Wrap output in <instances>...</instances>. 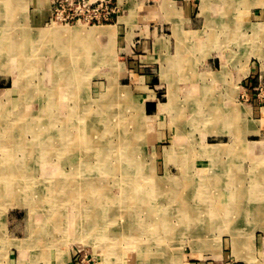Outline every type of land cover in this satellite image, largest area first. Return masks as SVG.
Segmentation results:
<instances>
[{
	"label": "rangeland",
	"instance_id": "1",
	"mask_svg": "<svg viewBox=\"0 0 264 264\" xmlns=\"http://www.w3.org/2000/svg\"><path fill=\"white\" fill-rule=\"evenodd\" d=\"M12 1L14 2L15 0ZM92 1L96 0H21L16 4V6L20 7L17 11L20 10L21 14H17V19L13 18V21L15 20L18 26L15 25V28L13 26L9 28L12 30L14 28L17 32L10 33V30H8V36L4 32L8 29V26L5 25L7 23V16L5 15L7 13L6 10L8 11V6L6 0H0V101L4 103L0 109V264H258L256 253H264L263 247L258 243L261 238H264V219L263 222L256 221V219H253L252 213L246 214L244 211L238 213L237 217L234 216V219L236 218L235 222L227 225L229 228L225 229L222 228L224 225L220 223L182 226L179 224L181 217L174 215L172 216L173 219H170L169 228L158 227L157 229L156 225H154L155 223L151 222V220H157V218L148 217L145 214L146 212H142L141 209L143 207L148 209L151 207V210H155L159 214H162L166 208L172 210V207H174L170 205L172 196L159 193L157 194L158 196H152L151 199L154 200L152 202H149L146 196L142 197L141 195L135 199L140 200L137 201L138 203H132L136 206L135 208H138V216L131 215L133 220H130L132 224L129 223V226L126 219L122 217L116 219L114 217L115 202L121 197L124 190L128 189V187L124 188L125 183L123 182V177L127 176L128 173H124V176L122 173L114 175L110 171L111 167H108L103 162L100 164L102 167L99 165L102 160L111 162L116 159L115 161L119 162V156L106 158L107 148L105 144L107 141L103 139L104 134H100L103 126L102 122L99 124L100 130L94 127L98 126V122H100L98 120L102 118L99 117L98 112L105 105L103 101L100 104L99 102L110 92L112 81L117 92L119 91L123 95L122 98H124L125 102L123 106L131 107L125 117L131 118L130 121H132H126L121 125L116 123V125H112L113 129H120L121 126L123 129H128L131 132V136H139L135 141L131 137L130 144V147H136V151L132 150V157L135 163L139 164L136 167L135 174L138 173L139 167L141 168V173L139 172L140 174L137 177L141 185L137 192L140 190H145L146 192L151 189H159L160 191L171 190L175 187L173 184L175 181H183L182 188L185 191H187L188 186H192L190 185L192 183L195 184V189L197 190V187L203 182V178L211 179L210 183H208L209 185L215 184L219 186L226 184L222 180L223 178L230 177L234 179L239 174L238 171H242L245 174L246 181L244 183L234 181L235 187L242 188L246 185L249 190L244 200H249L246 201L250 203L249 208L263 210L264 205L256 206L255 202L264 200V198H261L264 196V145L262 144L264 132L261 133L260 131L264 128V119L261 120L264 112L260 110V103L264 100V83L261 82L260 69L264 70V64L261 68L259 60L251 59L248 61L246 67L247 80L242 85L211 86L212 74L202 70L205 64L204 60L207 57L202 55L195 56L188 53V51L189 49L212 48L213 45L217 47L219 40L212 42L213 45L211 46L205 39L191 38L184 33V39L182 38L176 42L171 37L167 43L165 39L160 38L162 36L157 35L156 37L159 39L154 40L150 44L151 52L160 50L164 51L163 53L165 54L180 49V51L177 50L178 54L181 53L183 56L177 60L165 56L160 59L152 53L153 55L150 57L147 54L140 53L141 51H148L145 47V42H148V38L140 29H137L135 40L127 43L125 26L119 25L120 21H118L120 17H124L125 10L118 0L116 1L119 3L118 7H120V10L116 11L115 14L111 11L113 5H110L106 0L103 6L100 1L94 4H92ZM259 6L264 7V4L260 3ZM249 7L250 5H245L242 8V13L247 12L246 10ZM237 9L236 6L233 7L234 15ZM184 13L186 16L188 13L192 14L189 9L185 10ZM169 16H173V10L170 11ZM218 20L220 21V19ZM218 20L214 27L218 28V32L223 34L221 21L219 22ZM5 26L6 28H4ZM81 26L86 29H91L94 26L97 29L100 27L110 29L108 27L116 26L112 28L111 37L100 35L96 39V47H101L106 51L102 52L94 62H90L89 57L83 56V52H79L78 60H76V57L72 58L74 55L71 56V59L68 58L67 49L57 48L56 45L50 42L49 48L43 51L46 52L48 49V56H45L44 62L42 59L39 60V63L41 62L39 68L42 70H39L36 65L34 66L31 63H24L22 76L23 78H28L25 79L24 83L25 86L29 85L30 88L24 92L26 95H22L23 98L17 96L19 94L15 93L16 87L14 85L19 81L17 74L19 76L20 70H18L16 60L12 58L10 53L6 54L8 53V46L6 45H11L8 39L14 37L13 39L18 42L17 48L19 52L27 55L29 49H31V52L34 50L33 45L38 42L36 40H38L40 33L45 31L44 29H63L66 27L75 29ZM141 29L143 31V28ZM206 31H208L207 28ZM236 41L232 43L229 40L227 44L220 43L218 46H236L234 45L237 44L235 43ZM153 44H155V47H153ZM68 46L70 47V45ZM92 54H94L93 51ZM245 54L249 57L247 51ZM130 55H134L136 58L131 59ZM55 60L60 63L57 67H54ZM189 60H192L190 64H188ZM181 61L186 62L185 64L188 65L177 66ZM159 65H163V69L161 67V70H159V67H155V71L152 74L142 73V70H150L151 66ZM168 65H170L169 68L166 67ZM89 66L90 68H88ZM48 67H50V73L53 72L54 77H58L61 74L63 76L67 73L73 79L77 76L81 79L78 96L72 101L70 98L65 99V101L60 97L61 100H59L60 98L58 99L55 109L50 106L49 95L45 92V84H47L45 75ZM222 72L220 73L223 74ZM224 73L228 74L229 72L226 69ZM83 74H86L84 75L85 77ZM31 75L34 78L29 77ZM56 81L60 82V79L57 78ZM183 82L192 83L198 88H190V91H188L175 87L176 84L179 85L178 83ZM64 89H69V86L64 84L61 90ZM20 94H23V92H20ZM151 99L156 102L149 101ZM144 100L150 102L148 103V111L145 110ZM48 105L52 109L47 110V115L44 116L45 118L43 117L44 120H41L42 111L49 108ZM90 107L92 110H90ZM20 108H26V115L22 117V120L16 122L14 121V118H16L15 112ZM84 108H87V111ZM86 113L90 114L85 116L84 114ZM54 115L59 119H53ZM138 119L141 120L136 123ZM55 120H57L58 126ZM30 121L33 122L30 123ZM90 122L93 124H90ZM63 124H68V126H63ZM65 127L72 131L74 130L75 137L74 135L69 136L68 138L71 140L68 143L60 144L55 140L58 139L60 132ZM93 129L99 131L102 136L100 140L95 141L96 145H103L104 147L99 153L96 150L90 151L85 148L87 135L90 132H94ZM179 135L184 136V138H180ZM43 141L47 142L46 146L42 144ZM215 145L222 146L221 148L224 147V153L221 154V157L226 161H219V163L226 166V172H224L225 167L221 165L220 169H217L219 173L211 174V172H214L211 162L214 157L212 153L207 152V149ZM65 146L70 149V153L67 152L68 150L66 152L62 151L63 147L66 149ZM48 150L49 152H47ZM28 155L29 157H27ZM71 155H76L77 157L72 156V158ZM85 161L95 163V165L90 168L86 166L84 167V172H81L80 170L82 169H78L77 164L79 163L78 165L80 166ZM238 163L240 164L238 171L231 172L232 176L227 177V175H230L228 173L229 168ZM36 170L37 172H35ZM221 173L224 175H219ZM92 177L95 178L92 179ZM217 178H221V180L215 181ZM97 179L102 183H99ZM80 182H87L88 184L99 183L98 185L101 187L98 190L99 196H93L91 189H87V186H85L88 184L81 185ZM257 182L261 183V187L253 189L256 188ZM62 184L65 188L66 186L69 187V190L72 187L71 191H66L68 194L66 192L61 193ZM193 188L194 185L192 186ZM55 190L58 192H55ZM87 192H90V194L85 197L86 199L75 201L71 197V195L75 194L85 195ZM187 194L190 193L187 192ZM196 194L200 195L194 192V194L189 196L193 198ZM216 194L218 193L216 192ZM12 198L13 200L11 201ZM202 203V200L194 197L186 204L191 207H194V205L197 207ZM123 211L122 209L119 213L122 214ZM36 217L37 219H35ZM199 217L202 219L210 218L207 214H201ZM140 222H144L146 227H137V223ZM109 223L112 225L114 223L115 225L111 227L112 225ZM148 223L152 225H148ZM75 227L78 228L76 229ZM138 228L140 230L135 231Z\"/></svg>",
	"mask_w": 264,
	"mask_h": 264
},
{
	"label": "bare ground",
	"instance_id": "2",
	"mask_svg": "<svg viewBox=\"0 0 264 264\" xmlns=\"http://www.w3.org/2000/svg\"><path fill=\"white\" fill-rule=\"evenodd\" d=\"M21 1V0H15L14 2L12 0H6L7 2V6H8V11L6 10V15L7 16V23L5 24L6 26H8V29L4 32H6V34H8L9 36V32H7L8 30H10V33L12 32H17L16 30H14L15 28V25L18 26L17 22L14 20L13 21V18L15 19L18 15L17 14H21V11H17V9H19L20 7L19 6H16V4ZM205 1V0H204ZM212 1V0H211ZM210 2V1H209ZM214 2H212L213 4ZM208 5V3H207ZM22 6V5H21ZM204 6V5H203ZM209 6V5H208ZM2 7V6H1ZM211 7V5H210ZM221 7V6H220ZM226 7V6H225ZM230 7V6H229ZM215 8V7H214ZM217 8V7H216ZM206 9V8H205ZM23 10V9H21ZM224 10V9H223ZM228 10V9H227ZM216 11V9H215ZM230 13V11H228ZM2 13H4L2 11ZM218 14V13H217ZM215 15V14H214ZM232 15V14H231ZM230 15V16H231ZM24 16V15H23ZM207 17V16H206ZM223 18V17H222ZM17 19V18H16ZM19 19V18H18ZM221 19V18H220ZM224 19V18H223ZM212 21V20H211ZM219 21V20H218ZM228 23V21L226 22ZM230 24V23H229ZM82 25V24H81ZM213 25V24H212ZM222 25V24H221ZM6 26L4 28H6ZM14 27L13 30L12 29H9L11 27ZM204 26V24H203ZM214 26V25H213ZM218 26V25H217ZM228 26V25H227ZM230 26V25H229ZM233 26V25H232ZM96 27V26H94ZM92 27L91 29H86L84 28V26H81V27H78V28H63V29H59V28H48V29H44L45 31L41 32L40 33V36L38 37V40H36V44H34V50L31 52V49H29V53H26L24 54L23 52H19L18 50V42H16L15 39H13L14 37H11L10 39V42H11V45H7V52L6 54H9L12 56V58L14 60H16V63L18 65V70H20V73H19V76L17 74V77L19 78V81H17L16 85H14L16 87V90H15V93L16 94H19L17 96H21L22 95H26L24 92H26L30 87L29 85L28 86H25V83L24 81H26L25 79H28V78H23L22 76V72H23V66H24V63H31L32 65H36L37 68L39 70H42L40 67V63H39V60L45 58V56H48L49 54V50L47 49L46 52H43L45 51L44 49L46 48H49V45H51V43L53 45H56L57 48H60V49H67L68 51V58L71 59V56L72 58L73 57H76L75 59L78 60L77 56L79 55V52H83V56H87L90 58V62H94V60H97V57H99V55L102 54V52H105L106 50H104L103 48H99V47H96V39L100 36V35H111L112 34V28L110 29H105V27H100L99 29L97 28H94ZM98 27V26H97ZM116 27V26H114ZM211 28V27H209ZM209 28L207 30H209ZM233 28V27H232ZM213 29V28H211ZM116 30V28H115ZM33 31V30H32ZM25 32H27L25 30ZM2 33V32H1ZM204 33H205V30H204ZM29 34V33H27ZM207 34V33H206ZM234 34V33H233ZM5 35V34H4ZM11 35V34H10ZM116 35V34H115ZM208 36V35H207ZM233 36V35H232ZM29 37V36H28ZM111 37V36H110ZM182 37V36H181ZM206 37V36H205ZM222 37V36H220ZM227 38V37H226ZM233 38V37H232ZM5 39V38H4ZM218 39V38H217ZM216 39V41H218ZM20 40V39H19ZM232 40V39H231ZM4 41V40H3ZM21 41V40H20ZM29 41V40H28ZM198 41V40H197ZM207 41V40H206ZM211 41V40H210ZM228 41V40H227ZM234 41V40H233ZM236 41V40H235ZM239 41V40H238ZM23 42V41H22ZM31 42V41H30ZM51 42V43H50ZM200 42V41H199ZM209 42V41H208ZM247 42V41H245ZM2 43V42H1ZM71 43H72V46H71ZM204 43V42H203ZM210 43V42H209ZM208 43V44H209ZM231 43V42H230ZM243 43V42H242ZM23 44V43H22ZM25 44V43H24ZM113 44V43H112ZM111 44V46H112ZM115 44V43H114ZM182 44V42H181ZM207 44V43H206ZM212 44V43H211ZM219 44V42H218ZM226 44V43H225ZM31 45V44H30ZM70 45V47L68 46ZM2 46L4 47V45L2 44ZM5 46V48H6ZM32 46V45H31ZM115 46V45H114ZM225 46V45H224ZM209 47V46H208ZM215 47V46H214ZM228 47V46H227ZM1 48V47H0ZM107 48V47H106ZM113 48V46H112ZM252 48V47H251ZM21 49V48H20ZM27 49V48H26ZM109 50V48H107ZM5 50V49H4ZM107 50V52H108ZM180 51V49H177ZM215 50V49H214ZM227 50V48H226ZM249 50V49H248ZM3 51V50H2ZM92 51L96 52L95 56L94 54H92ZM223 51V50H222ZM225 52V51H224ZM223 52V53H224ZM222 53V54H223ZM181 54V53H179ZM178 54V55H179ZM115 55V54H114ZM104 56V55H103ZM52 57V56H50ZM181 57V56H180ZM11 58V59H12ZM53 58V57H52ZM12 59V60H13ZM62 60H66V59H63L61 58ZM100 60H102L100 58ZM105 60V59H104ZM29 61V62H28ZM68 61V60H67ZM188 61V60H187ZM227 61V60H226ZM44 62V61H43ZM47 62V61H46ZM56 63H54V67H57L60 63L55 60ZM61 62V61H60ZM69 62H71V60H69ZM88 62V61H86ZM15 63V64H16ZM48 63V62H47ZM102 63V62H101ZM168 63V62H167ZM45 64V63H44ZM56 64V65H55ZM100 64V63H99ZM189 64V63H188ZM186 64V65H188ZM82 65V64H81ZM43 66V65H42ZM69 66V65H68ZM74 66V65H73ZM16 67V66H15ZM47 67V66H46ZM167 67V66H166ZM43 68V67H42ZM90 68V66L88 67ZM12 70V69H11ZM47 72H46V75H45V78H46V83L45 86V92H47V95H49V98H50V106H52L54 109L55 107L57 106L58 104V99L60 97H62V99H67V98H70L71 101L73 99H75V97L78 96V90L80 89V81L81 79H79V77H74V79L72 78V76H69V74H64L63 76L59 75L58 77L57 76H53V72L50 73L51 69L50 67H48L47 69ZM56 70V68H55ZM66 70V69H65ZM88 70V69H87ZM37 71V70H36ZM49 71V72H48ZM53 71V70H52ZM64 71V70H63ZM26 72V71H24ZM74 72V70H73ZM13 73V72H12ZM18 73V72H17ZM34 73V72H33ZM90 73V71H89ZM77 74V73H76ZM86 75V74H83V76ZM170 75V74H169ZM193 75V74H192ZM107 76V75H106ZM31 78H34L32 75L29 76ZM60 77V78H59ZM85 77V76H84ZM191 77V76H190ZM16 78V77H15ZM60 79V82H57L56 80ZM182 79V78H181ZM195 79V78H194ZM64 84H66L67 86H69V89H64V90H61L63 87H64ZM190 84V83H189ZM13 85V84H12ZM114 82L111 81V88H110V92L106 95V97H104L100 102L99 104L103 101V103L105 105L102 106V108L100 109V112H98L99 114V117L101 118L100 122H98V126H95L94 128L95 129H99V124H101L102 122V125L104 126V129H103V126H102V130H101V133L95 129L94 132H90L88 135H87V138H86V147L87 149H89L90 151H93V150H96L98 153L101 152V150L104 148L103 145L100 146V145H96L95 141H98L102 138V136L100 134H104L103 136V139L106 142L105 144V147L107 148V153H106V158L109 159L111 157H115L116 156H119V162H116L115 160L114 161H111L109 162L108 160H102L101 162H99V165L103 163H105L108 167H111L110 168V171H112L114 173V175H119L120 173H122V175L124 176V173H128L127 176H124L123 177V182L127 185L124 184V188L125 187H128V189H126V191L124 190L123 194L121 195L120 198H118L115 202V207H117V209H115L114 207V217L116 219H118L119 217H122L124 219H126L128 221V226H129V223L132 224V222L130 220H133L131 215H136L138 216V208H135L136 206H134L132 203H138L137 201H140V200H135L136 198H139V195H141L142 197L143 196H146L148 201L149 202H152L154 200H152V196H156L157 194H168V195H171L172 198L170 199L171 202H170V205H173L174 207H172L173 209L172 210H168V208H166L162 214H159L157 213L155 210H151L150 208H146V207H143L141 209L142 212H146L145 214L148 216V217H154V218H157V220H151L152 223H155L154 225H156L157 229L158 227H163V228H166L167 227L169 228V223H170V219L172 218L173 219V215L174 216H178V217H181V221H179V224L182 225V226H194L196 224H202V225H211L212 223L214 224H223L224 227L222 228H229L227 225H230L232 224V222H235V219H234V216H236L238 213L240 212H245L246 214L248 213H252L253 216H254V220L256 219V221H260V222H263V219H264V215H263V212H264V209L263 210H258V208H252L250 209L249 206H250V203L249 202H246V201H249V200H244L246 197H247V194H248V187L246 185H244L242 188H237V186L235 187L234 185V181H237V182H242L244 183V181H246V177H245V174L244 172L242 171H238L237 169L239 168L240 164H234V166H231V168H229L230 170L228 171V173L230 175H227V177L229 176H232L231 175V172H234V171H238L239 174H237V177H235L234 179L233 178H223L222 180L226 182V184H222V185H215V184H211L209 185L208 183H210L209 181L211 179H207V178H203L204 180H202L203 182L200 184V186L197 187V190L195 189V184L192 183L190 185H194V188L192 189V186H188L187 187V191H185V189H183V184L184 182L183 181H175L173 184H174V188H172L171 190H167V191H160L159 189L157 190H154V189H151L149 191H146L145 190L143 191H138L139 189V186L141 185V182L140 180L137 178L138 175L141 173V168L139 167V171H137L138 173L135 174L136 172V167L137 165L139 166V164H136L133 157H132V150L134 149V151H136V147L133 146L130 147V144H131V137H133V135L131 136V132H129V130L126 128L123 129L121 126H120V129H113V126L112 125H116V123H120V125L124 122H132L130 121L131 118H128V117H125L126 113L130 110V106H123V103L124 102V98H122V94L119 93V91L117 92L115 86H114ZM193 85V84H192ZM191 85V86H192ZM121 86V85H120ZM183 86V85H182ZM195 87V86H194ZM193 88V87H192ZM198 88V87H197ZM18 91L20 92H23V94H20V92L18 93ZM84 91V90H83ZM190 91V90H188ZM194 91V90H193ZM198 91V90H197ZM8 92V91H7ZM10 92V91H9ZM106 92V91H105ZM196 92V91H195ZM194 92V93H195ZM193 93V94H194ZM36 94V93H35ZM12 95V94H11ZM1 96V94H0ZM64 97V98H63ZM125 97V96H124ZM23 98V97H22ZM61 100V98L59 99ZM123 100V101H122ZM7 101V100H6ZM22 101V100H21ZM66 101V100H65ZM90 102V101H89ZM88 102V103H89ZM98 103V102H97ZM4 103L2 101H0V109L2 108V105ZM8 104V103H7ZM33 104V103H32ZM73 104V103H72ZM90 104V103H89ZM23 105V104H22ZM49 106V105H48ZM43 110L42 111V115L40 116L41 120H44V116L47 115V110H51L52 107H50ZM66 106V105H65ZM64 106V107H65ZM73 106V105H72ZM84 106V105H83ZM92 106V105H91ZM94 106V105H93ZM8 107V106H6ZM29 107V106H28ZM32 107V106H31ZM30 107V108H31ZM59 107V106H58ZM63 107V105H62ZM81 107V106H80ZM97 107V106H96ZM27 108V107H26ZM26 108H20L19 110H17L15 112V116L16 118H14V121H19V120H22L23 116L26 115ZM32 109V108H31ZM75 109H77L75 107ZM85 111H87V108H84ZM95 109V108H94ZM30 110V109H29ZM33 110V109H32ZM90 110L91 107H90ZM220 110V109H219ZM53 111V110H52ZM51 111V113H52ZM62 111V110H61ZM65 111V110H64ZM228 111V110H227ZM3 112V111H2ZM5 112V111H4ZM76 112V111H75ZM74 112V113H75ZM222 112V110H221ZM58 113V111H57ZM64 113V112H63ZM84 113V111H83ZM97 113V112H96ZM101 113V114H100ZM13 114V113H12ZM40 114V113H39ZM61 114V113H60ZM76 114V113H75ZM90 113H86L84 114L85 116L86 115H89ZM237 114V113H236ZM236 114H234L236 116ZM11 115V114H10ZM14 115V114H13ZM53 115V114H52ZM77 115V114H76ZM83 115V114H82ZM51 116V115H50ZM55 116V117H54ZM53 116V119H59L58 117L56 118V115ZM74 116V115H73ZM172 116V115H171ZM44 117V118H43ZM49 117V116H48ZM98 117V116H97ZM150 117V116H149ZM234 117V116H232ZM9 118V117H8ZM43 118V119H42ZM62 118V117H61ZM64 118V117H63ZM66 118V117H65ZM151 118V117H150ZM174 118V117H173ZM177 118V117H176ZM5 119V118H4ZM35 119V118H33ZM220 119V118H219ZM237 119V117H236ZM26 120V119H25ZM24 120V121H25ZM68 121V119H66ZM65 120V122H66ZM141 119H138L136 123H139ZM152 120V119H151ZM230 120V119H229ZM233 120V118H232ZM13 121V120H12ZM57 120H55V123L57 125ZM59 121V120H58ZM144 121V120H143ZM179 121V120H178ZM33 121H30V123H32ZM60 122V121H59ZM206 122V121H204ZM24 123V122H23ZM54 123V125H55ZM215 123V122H214ZM1 124V123H0ZM16 124V123H15ZM22 124V123H21ZM25 124V123H24ZM70 124V123H69ZM90 124H93L92 122H90ZM38 125V124H37ZM68 126V124H63V126ZM95 125V123H94ZM138 125V124H137ZM3 126V125H2ZM10 126V125H9ZM36 126V125H35ZM58 126V125H57ZM60 126V125H59ZM75 126V125H74ZM132 126V125H131ZM23 127V126H22ZM21 127V128H22ZM37 127V126H36ZM35 127V128H36ZM71 127V126H70ZM69 127V128H70ZM77 127V126H75ZM177 127V125H176ZM11 128V127H10ZM25 128V127H24ZM38 128V127H37ZM58 128V127H57ZM90 128V127H89ZM93 128V127H92ZM7 129V128H5ZM27 129V128H26ZM34 129V128H33ZM31 130V129H29ZM78 130V129H76ZM100 130V129H99ZM11 131V130H10ZM28 131V130H27ZM37 131V130H36ZM74 131V130H73ZM72 130L68 129V127H65V129H63L60 134H59V137L57 140V142H59L60 144L64 143H68L71 139L68 138L69 136H73L74 135V132ZM9 132V131H8ZM142 132V131H141ZM148 132V131H147ZM26 133V132H25ZM28 133V132H27ZM30 133V132H29ZM59 133V132H58ZM100 133V134H99ZM181 133V132H180ZM239 133V132H238ZM3 134V133H2ZM15 134V133H14ZM102 134V135H103ZM183 134V133H182ZM6 135V134H5ZM78 135V134H77ZM178 135V134H177ZM11 136V135H10ZM19 136V135H18ZM38 136V134H37ZM36 136V137H37ZM55 136V135H54ZM80 136V135H78ZM180 136V135H179ZM24 137V135H23ZM75 137V135H74ZM73 137V138H74ZM82 137V136H81ZM79 137V138H81ZM139 137V136H138ZM137 136L133 137V140L135 141V139L137 140L138 139ZM1 138V137H0ZM15 138V136H14ZM57 138V137H56ZM78 138V137H76ZM180 138H184V136H180ZM194 138V137H193ZM240 139V137H238ZM12 139V137H11ZM17 139V138H16ZM141 139V138H140ZM9 140V139H8ZM13 140V139H12ZM29 140V139H27ZM185 140H187L185 138ZM194 140V139H193ZM5 141V139H4ZM180 141V140H178ZM177 141V142H178ZM6 142V141H5ZM15 142V141H14ZM32 142V141H31ZM20 143V142H19ZM176 143V141H175ZM10 144V143H9ZM25 144V143H24ZM42 144H44L46 146L47 142L46 141H43ZM95 144V145H94ZM178 144V143H177ZM33 145V144H32ZM133 145V143H132ZM62 146V145H61ZM69 146H71L69 144ZM189 146V145H188ZM15 147V146H14ZM13 147V148H14ZM34 147V146H33ZM183 147V146H182ZM191 147V146H190ZM222 146H218V145H215L213 147H210V148H205L207 149V152L209 153H212L213 155V159H212V168L214 169V172H211V174H214V173H219V171L217 169H220L219 167L222 165L224 166V164L222 163H219V161H226L224 160L222 157H221V154L224 153L223 152V148H221ZM8 148V147H7ZM32 148V147H31ZM46 148V147H45ZM57 148V147H56ZM66 149H64L63 147V152H66V150H68L67 152L70 153V149L68 147L65 146ZM181 148V147H180ZM4 149V148H3ZM82 149V148H81ZM8 151V149H6ZM30 150V149H29ZM86 150V149H85ZM193 150V149H192ZM1 151V150H0ZM19 151V150H18ZM35 151V150H34ZM6 152V151H5ZM49 152V150L47 151ZM62 152V153H63ZM79 152V151H78ZM228 152V151H227ZM238 152V151H237ZM241 152V151H240ZM2 153V152H1ZM7 153V152H6ZM22 153V152H21ZM34 153V152H33ZM184 153V152H183ZM239 153V152H238ZM13 154V153H12ZM26 154V153H25ZM61 154V153H60ZM74 154V153H73ZM82 154V153H81ZM102 154H105V153H102ZM5 155V154H4ZM29 155H31L29 153ZM29 155L27 157H29ZM101 155V154H99ZM14 156V155H13ZM20 156V155H19ZM69 156V155H67ZM77 157L76 155H71V157ZM102 156V155H101ZM186 156V155H185ZM188 156V155H187ZM8 157V156H6ZM10 157V156H9ZM8 157V158H9ZM17 157V156H16ZM72 157V158H73ZM82 157V156H81ZM98 157V156H97ZM191 157V156H190ZM230 157V155H229ZM236 157V156H235ZM234 157V158H235ZM240 157V156H239ZM238 157V158H239ZM261 157V156H260ZM263 157V156H262ZM11 158V157H10ZM13 158V157H12ZM80 158V157H79ZM240 158H244V157H240ZM75 159V158H74ZM100 159V158H99ZM179 159V157H178ZM192 159V158H191ZM13 160V159H12ZM76 160V159H75ZM173 160V159H172ZM177 160V159H176ZM78 161V160H77ZM81 161V160H80ZM92 161V160H91ZM174 161V160H173ZM191 161V160H190ZM22 162V161H21ZM38 162V161H37ZM95 162V160H94ZM97 162V161H96ZM122 162V163H121ZM168 162V161H167ZM171 163V161H169ZM264 162V161H263ZM12 163V162H11ZM24 163V162H23ZM166 163V162H165ZM66 164V163H65ZM79 164V163H78ZM77 164L78 166V169H82L80 170L81 172H84V167L88 166L87 168H90V167H94L95 163H90L88 161H85L84 163L80 164V166ZM167 164V163H166ZM184 164V163H183ZM188 164V163H187ZM220 164V165H219ZM242 164V163H241ZM2 165V164H1ZM11 165V164H10ZM15 165V164H14ZM3 166V165H2ZM24 166V165H23ZM102 167V165H100ZM9 167V166H8ZM42 167V166H41ZM225 167V170L224 172H226V166ZM3 168V167H2ZM7 168V167H6ZM245 168V167H244ZM46 169V168H45ZM48 169V168H47ZM77 169V170H78ZM98 169V168H96ZM100 169V168H99ZM145 169V168H144ZM184 169V168H183ZM1 170V169H0ZM21 170V169H20ZM89 170V169H88ZM93 170V169H92ZM91 170V171H92ZM7 171V170H6ZM29 171V170H28ZM9 172V171H8ZM31 172V171H30ZM37 172V170L35 171ZM140 172V173H139ZM248 172V171H247ZM6 173V172H5ZM11 174V172H9ZM41 173V172H40ZM87 173V172H86ZM7 174V173H6ZM49 174V173H48ZM47 174V175H48ZM94 174V173H93ZM168 174V173H167ZM209 174V172H208ZM247 174V173H246ZM255 174V173H254ZM15 175V174H14ZM32 175H34L32 173ZM210 175V174H209ZM219 175H224L223 173L219 174ZM20 176V175H19ZM41 176V175H40ZM46 176V175H45ZM53 176H55L53 174ZM52 176V177H53ZM121 176V175H120ZM169 176V175H168ZM195 176V175H194ZM3 177V175H2ZM10 177H12L10 175ZM28 177V176H27ZM32 177V176H31ZM73 177V176H72ZM4 178V177H3ZM7 178V177H5ZM33 178V177H32ZM83 178V177H82ZM88 178V177H87ZM95 178V177H92V179ZM97 178V177H96ZM109 178V177H108ZM114 178V177H113ZM160 178H163V177H160ZM169 178V177H168ZM199 178V177H198ZM248 178V177H247ZM263 178V177H262ZM15 179V178H14ZM20 179V178H19ZM49 179V178H47ZM55 179V178H54ZM57 179V178H56ZM74 179V178H73ZM84 179V178H83ZM200 179V178H199ZM72 180V179H71ZM76 180V179H75ZM106 180V179H105ZM110 180V179H109ZM113 180V179H112ZM170 180H172L170 178ZM218 181V180H221V178H217L215 179V181ZM250 180V179H249ZM248 180V181H249ZM264 180V179H263ZM262 180V181H263ZM8 181V179H7ZM11 181V179H10ZM36 181V180H35ZM33 181V182H35ZM47 181V180H46ZM73 181V180H72ZM98 181V179H97ZM169 181V180H168ZM252 181V180H251ZM28 182V180H27ZM48 182V181H47ZM77 182V181H76ZM99 182V181H98ZM50 183V181H49ZM68 183V182H67ZM75 183V182H74ZM79 183V182H78ZM77 183V184H78ZM88 184L87 182H80V184L82 185H85ZM99 183H102V182H99ZM98 183V184H99ZM108 183V182H107ZM122 183V182H121ZM159 183V182H158ZM157 183V184H158ZM258 184L256 185V188H252L253 189H258L261 187V183L260 182H257ZM25 184V183H24ZM73 184V183H72ZM90 184V185H89ZM88 185H85L87 186L86 188L87 189H91L92 191V195L93 196H99L98 193H99V189L101 188L98 184H96V182H93V183H89ZM164 184V183H163ZM28 185V184H26ZM68 185V184H67ZM18 186V185H16ZM56 186V185H55ZM69 186V185H68ZM76 186V185H75ZM85 186H83L85 188ZM90 186V188H89ZM159 186V185H157ZM26 187V186H25ZM173 187V186H172ZM8 188V187H7ZM20 188V187H19ZM72 188V187H71ZM71 188L69 190V187L66 186V188L63 186L62 184V187L60 188V191L61 193L63 192H66L67 190L71 191ZM103 188V187H102ZM120 188V187H119ZM150 188V187H149ZM165 188V187H164ZM233 188V189H232ZM11 189V188H10ZM21 189V188H20ZM28 189V188H27ZM57 189V187H56ZM81 189V188H80ZM87 189H85L87 191ZM105 189V188H104ZM163 189V188H162ZM38 190V189H37ZM40 190V189H39ZM44 190V188H43ZM109 190V189H108ZM154 190V191H153ZM9 191V190H8ZM22 191V190H20ZM29 191V190H28ZM52 191V190H51ZM57 190H55L56 192ZM98 191V192H97ZM102 191V190H101ZM23 192V191H22ZM33 192V191H32ZM58 192V191H57ZM187 192H189L190 194H187ZM195 193H199L200 195H195V199H200L203 201L202 204L198 205L197 207H191L190 205H187L186 203L189 202L190 200H192L193 198H191V194H194ZM216 192L218 194H216ZM226 192H228L226 194ZM24 193V192H23ZM29 193V192H28ZM41 193V192H40ZM51 193V192H50ZM49 193V194H50ZM67 193V192H66ZM78 193V192H77ZM32 194V193H31ZM48 194V195H49ZM68 194V193H67ZM90 194V192H87L85 195H79V194H75V195H71V197H73L76 200H82V199H86L85 197H88V195ZM25 195V194H24ZM119 195V194H118ZM188 195V196H187ZM14 196V195H13ZM12 196V197H13ZM54 196V195H52ZM51 196V197H52ZM158 196V195H157ZM42 197V196H41ZM101 197V196H100ZM44 198V197H43ZM261 198H264L261 197ZM17 199V198H15ZM34 199V198H33ZM42 199V198H41ZM95 199V198H94ZM98 199V198H97ZM102 199V198H101ZM141 199V198H140ZM226 199V200H225ZM7 200V199H6ZM13 200V198L11 199V201ZM145 200V198H144ZM143 200V201H144ZM17 201V200H16ZM15 201V202H16ZM24 201V200H23ZM26 201V200H25ZM31 201V200H29ZM48 201V200H47ZM96 201V200H95ZM102 201V200H101ZM160 201V200H159ZM224 201H227V202H224ZM35 202V201H34ZM39 202V201H38ZM43 202V201H42ZM66 202V201H65ZM158 202V201H157ZM21 203V202H20ZM26 203V202H25ZM41 203V202H40ZM81 203V202H80ZM102 203V202H101ZM145 203V202H144ZM15 204V203H14ZM17 204V203H16ZM29 204V203H27ZM37 204V203H36ZM73 204V203H72ZM71 204V205H72ZM83 204V203H82ZM99 204V203H98ZM150 204V203H149ZM256 206H262L264 205V200H257V202H255ZM4 205V204H3ZM26 205V204H25ZM70 205V204H69ZM166 205V204H165ZM8 206V205H7ZM37 207V205H35ZM34 206V207H35ZM76 206V204H75ZM99 206V205H98ZM108 206H109V203H108ZM147 206V205H145ZM28 207V206H27ZM66 207V206H65ZM68 207V206H67ZM77 207V206H76ZM38 208V207H37ZM63 208V207H62ZM75 208V207H74ZM262 208V207H261ZM34 209V208H33ZM32 209V210H33ZM57 209V208H55ZM59 209V208H58ZM124 210L122 214H120L119 212L121 210ZM53 210V209H51ZM69 210V209H68ZM76 210V209H75ZM83 210V209H82ZM46 211V210H45ZM49 211V210H48ZM47 211V213H49ZM33 212V211H32ZM73 212V210H72ZM171 212V213H170ZM82 213V211H81ZM88 213V212H87ZM201 214H207V216L209 215L210 218H205V219H202L201 217H199V215ZM76 215V214H75ZM43 217V215H42ZM62 217V216H61ZM82 217V216H81ZM141 217V216H140ZM237 217V216H236ZM39 218V217H38ZM44 218V217H43ZM47 218V217H46ZM56 218V217H55ZM59 218V217H58ZM57 218V219H58ZM240 218V217H239ZM37 219V217L35 218ZM48 219V218H47ZM83 219V218H82ZM109 219V218H108ZM140 219V218H138ZM77 220V218H76ZM112 220V219H110ZM109 220V221H110ZM122 220V219H120ZM47 221V220H46ZM58 221V220H57ZM175 221V220H174ZM76 222V221H75ZM112 222V221H111ZM150 222V223H151ZM250 222V221H249ZM58 223V222H57ZM77 223V222H76ZM177 223V222H176ZM110 224V223H109ZM117 224V223H116ZM142 224V225H141ZM173 224V223H172ZM56 225V224H55ZM105 225V224H104ZM112 225V224H110ZM113 225H115L113 223ZM113 225L111 227H113ZM148 225H152V224H149ZM147 225V226H148ZM7 226V225H6ZM54 226V224H53ZM60 226V225H59ZM146 227V225H144V222H140V223H137V227ZM226 226V227H225ZM4 227H5V224H4ZM175 227V226H173ZM3 228V227H2ZM53 228V227H52ZM76 228V227H75ZM78 228V227H77ZM76 228V229H77ZM153 228V227H152ZM151 228V229H152ZM194 228V227H193ZM210 228V227H209ZM244 228V227H243ZM4 229V228H3ZM113 229V228H112ZM115 229V228H114ZM113 229V230H114ZM175 229V228H174ZM116 230V229H115ZM121 230V229H120ZM136 230H140L139 228L138 229H135ZM143 230V229H142ZM223 230V229H222ZM58 231H60L58 229ZM80 231V230H79ZM123 231V230H122ZM166 231V230H165ZM175 231V230H174ZM193 231V230H192ZM191 231V232H192ZM205 231V229H204ZM209 231V229H208ZM231 231V230H230ZM7 232V231H6ZM67 232V231H65ZM84 232V231H83ZM113 232V231H112ZM129 232V231H128ZM151 232V231H150ZM170 232V230H169ZM220 232V231H219ZM236 232L238 233V231L236 230ZM241 232V231H240ZM110 233V232H109ZM165 233V232H164ZM209 233V232H208ZM235 233V232H234ZM248 233V232H247ZM83 234V233H82ZM126 234H129V233H126ZM150 234V233H149ZM156 234V233H155ZM166 234V233H165ZM164 234V235H165ZM169 234V233H168ZM173 234V233H172ZM203 234V233H201ZM240 234V233H239ZM243 234V233H242ZM241 234V235H242ZM151 235V234H150ZM149 235V236H150ZM157 235V234H156ZM159 235V234H158ZM174 235V234H173ZM196 235V234H195ZM232 235V234H231ZM83 236V235H82ZM142 236V235H141ZM204 236V235H203ZM208 236H212V235H208ZM217 236V235H216ZM220 236V235H219ZM237 236V235H236ZM123 237V236H122ZM125 237V236H124ZM153 237V236H151ZM215 237V236H214ZM245 237V236H244ZM243 237V238H244ZM115 238V237H114ZM126 238V237H125ZM135 238V237H134ZM149 238V237H148ZM188 238V237H187ZM192 238V237H191ZM219 238V237H218ZM237 238V237H236ZM241 238V237H240ZM85 239V238H84ZM83 239V240H84ZM106 239V238H105ZM140 239V238H139ZM200 239V238H199ZM208 239V238H207ZM211 239V238H210ZM247 239V238H246ZM131 240V239H130ZM136 240V239H135ZM184 240V239H183ZM78 241V240H77ZM81 241V240H79ZM112 241V240H111ZM137 241V240H136ZM169 241V240H168ZM233 241V240H232ZM76 242V241H75ZM87 242V241H86ZM101 242V241H100ZM104 242V241H103ZM117 242V241H116ZM186 242V241H185ZM80 243V242H79ZM115 243V242H114ZM164 243V242H163ZM245 243V241H244ZM83 244V243H82ZM85 244V243H84ZM97 244V243H96ZM175 244V243H174ZM236 244V243H235ZM101 245V243H100ZM102 245H105V244H102ZM188 245V244H187ZM243 245V244H242ZM241 245V247H242ZM247 245V244H246ZM79 246V245H78ZM107 246V245H105ZM112 246V245H111ZM237 246V245H236ZM204 247V246H203ZM234 247V246H233ZM141 248V247H140ZM154 248V247H153ZM165 248V246H164ZM240 248V247H239ZM101 249V248H100ZM166 249V248H165ZM44 250V249H43ZM203 250V249H201ZM165 262V260H164ZM65 264V263H64ZM153 264V263H151Z\"/></svg>",
	"mask_w": 264,
	"mask_h": 264
},
{
	"label": "crops",
	"instance_id": "3",
	"mask_svg": "<svg viewBox=\"0 0 264 264\" xmlns=\"http://www.w3.org/2000/svg\"><path fill=\"white\" fill-rule=\"evenodd\" d=\"M118 2L121 3V6L125 10L124 17H120L118 21H120L119 25L125 26V36L128 39L127 43L133 42L135 40L137 29H140L141 32L144 33V35H146L148 38V42H145V47L148 49V51H141L140 53L147 54L150 57L155 54L160 59L164 58L165 56L169 58L172 57L177 60L180 56H183L181 54L178 55L177 49L165 54L163 53L164 51L162 52L160 50L151 52L150 44L154 40L159 39L156 37L157 35L162 36L160 38L165 39V41L168 43L169 38L171 37H173L176 42L182 38L184 39L185 33L191 38L195 37L199 39H205V41L208 39L207 41L210 42L209 44L211 46L213 45L211 43L216 42L217 38V40L220 41L219 44H227L231 39L232 43L237 40L235 42L237 44H234L236 46L231 47H224L222 45L218 46V44L217 47L213 45L212 48L207 49H189L188 53L192 55H202L207 57V59L204 60V67L203 69L201 67V69L212 74L213 77L210 84L211 86L226 87L228 85H242L247 80L246 67L248 61L251 59L259 60L261 63V68L264 64V7L259 6L260 3L264 4V0H118ZM212 2L214 3L212 4ZM245 5H250V7L246 10L247 12L243 14L242 8ZM234 6L238 8L235 15L233 12ZM188 9L192 12V14L188 13L186 16L184 11ZM171 10H173V16H169ZM228 11H230V13ZM218 19L221 21V30L224 32L223 34L218 32V28L213 26L217 23ZM227 21L228 23H226ZM251 26H253V28H251ZM141 28H143V31ZM206 28H209V30L206 31ZM108 36L110 35L108 34ZM153 47H155V44H153ZM246 51L249 54V57L246 56ZM131 57V59L136 58L134 55ZM191 62L192 60H189L188 63L190 64ZM185 63L186 62L181 61L177 64V66H185ZM162 66L163 65L151 66L150 70H142V73L144 72L145 74H152L155 71V67H159V70H161ZM169 67L170 65L167 66V68ZM226 69L229 72L228 74L224 73ZM221 71H223V74L220 73ZM260 72L261 82L264 83V70L262 71V69H260ZM178 84L179 85L176 84L175 87H178L182 90H189L192 87L194 88V86L197 88V86L194 84L192 85V83L187 84L183 82ZM149 101L153 103L156 102L154 99ZM149 101L146 102V100H144L145 110H147L149 107ZM260 108V110L264 112V100L261 101ZM262 119H264V113L261 120ZM260 129L262 128L260 127ZM260 131L263 133L264 128ZM262 144L264 145V141ZM258 243L264 249V238H261ZM256 260L258 264H264V253L257 252Z\"/></svg>",
	"mask_w": 264,
	"mask_h": 264
},
{
	"label": "built area",
	"instance_id": "4",
	"mask_svg": "<svg viewBox=\"0 0 264 264\" xmlns=\"http://www.w3.org/2000/svg\"><path fill=\"white\" fill-rule=\"evenodd\" d=\"M100 1L102 6L105 4V0H96V1H92V4H94L95 2H98ZM108 3H110V5H113L112 8H111V11L112 13H116V11H119L120 10V7L119 6V3H117L116 0H106ZM116 1V3H115Z\"/></svg>",
	"mask_w": 264,
	"mask_h": 264
}]
</instances>
